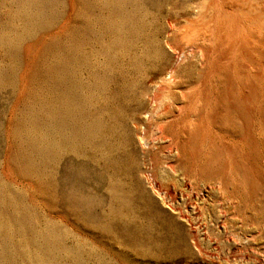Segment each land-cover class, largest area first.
Instances as JSON below:
<instances>
[{
	"label": "rangeland",
	"instance_id": "374dc122",
	"mask_svg": "<svg viewBox=\"0 0 264 264\" xmlns=\"http://www.w3.org/2000/svg\"><path fill=\"white\" fill-rule=\"evenodd\" d=\"M223 1L0 0V264H264V0Z\"/></svg>",
	"mask_w": 264,
	"mask_h": 264
},
{
	"label": "bare ground",
	"instance_id": "6f19581e",
	"mask_svg": "<svg viewBox=\"0 0 264 264\" xmlns=\"http://www.w3.org/2000/svg\"><path fill=\"white\" fill-rule=\"evenodd\" d=\"M222 1H223V0H221V2H222ZM224 1H225V0H224ZM224 1H223V3H224ZM211 2H212V1H211ZM238 2H239V1H238ZM240 2H241V0H240ZM216 3H217V2H216ZM216 5H217V4H216ZM220 5H221V4H220ZM238 5H239V4H238ZM240 5H241V4H240ZM210 6H211V5H210ZM223 6H224V5H223ZM246 6H248V5H246ZM217 7H218V8H216L215 6H213V9H216V12H217V9H218L219 11H221V9H219V6H217ZM237 7H238V6H236V8H237ZM239 7H240V6H239ZM242 7H243V6H242ZM207 8H208V7H207ZM222 8H223V7H222ZM243 8H245V6H244ZM248 8H249V7H248ZM199 9H200V8H199ZM208 9H209V8H208ZM211 9H212V6H211ZM211 9H210V10H211ZM206 10H207V9H206ZM233 10H234V9H233ZM239 10H240V8H239ZM247 10H248V9H247ZM253 10H254V9H253ZM203 11H204V10H203ZM214 11H215V10H213V12H214ZM219 11H218V12H219ZM223 11H224V12H226V11H231V9H230V10H226V9H225V10H222L221 13H222ZM237 11H238V9L235 10V12H237ZM239 12H241V11H238V12H237V13H238V16H237V17H240V18H241V16H239V15H241ZM243 12H244V11H243ZM201 13H202V12H201ZM226 13H228V12H226ZM231 13H232V11H231L230 13H228V14H229V15H233V14H234V13H233V14H231ZM241 13H242V12H241ZM244 13H245V12H244ZM206 14H207V13H206ZM217 14H218V13H217ZM217 14H215V15H217ZM247 14H249V13H247ZM247 14H246V15H247ZM253 14H254V13H253ZM213 15H214V14H213ZM219 15H222V14L219 13ZM223 15L226 16L225 14H223ZM229 15H228V18H230ZM235 15H236V14H234V16H235ZM249 15H250V14H249ZM249 15H247V16H249ZM256 15H257V14H255V16H256ZM258 15H259V13H258ZM243 16H244V15H243ZM243 16H242V17H243ZM252 16H253V15L251 14V17H252ZM202 17H203V16H202ZM231 17H232V16H231ZM245 17H246V16H244V18H245ZM215 18H216V17H215ZM221 18H223V17L221 16ZM225 18H226V19H225ZM225 18H224L223 20H229V19H227V16H226ZM240 18H237V19L240 20ZM244 18H243V19H244ZM248 18H249V17H248ZM255 18H257V17H255ZM202 19H203V18H202ZM209 19H210V18H209ZM235 19H236V17H235ZM237 19H236V22H237ZM243 19H242V23H243ZM245 19L247 20V18H245ZM245 19H244V20H245ZM263 19H264V18H263ZM263 19H262V20H263ZM200 20H201V19H200ZM210 20H212V19H210ZM210 20H209V21H210ZM253 20L255 21V19H253ZM253 20H252V21H253ZM262 20H261V21H262ZM261 21H260V22H261ZM189 22H190V21H189ZM245 22H246V21H245ZM247 22H248V21H247ZM260 22H259V23H260ZM191 23H194V22H191ZM225 23H228V22H225ZM225 23H224V24H225ZM239 23H240V21H239ZM257 23H258V22H257ZM259 23H258V24H259ZM202 24H203V23H202ZM204 24H205V23H204ZM231 24H232V23H231ZM231 24H230V25H231ZM233 24L236 25L235 22H234ZM233 24H232L231 26H230V25H229V26L232 27ZM253 24H254V27H255L256 23L253 22ZM225 25H226V24H225ZM235 25H234V26H235ZM237 25H238V23H237ZM239 25H242V24H239ZM243 25H244V24H243ZM245 25H246V24H245ZM245 25H244V27H245ZM247 25H248V24H247ZM251 25H252V22H251ZM259 25H261V24H259ZM197 26H199V24H198ZM212 26H213V25H212ZM215 26H216V25H215ZM226 26H227V25H226ZM234 26H233V29H235V30H236V27L239 28L238 26H235V27H234ZM247 27H249V26H247ZM251 27H252V26H251ZM197 28H198V27H197ZM242 28H243V27L240 26V31H237V30H239V29H237V30L235 31V33L232 35V38L237 39V40H241V39H238V38L242 37L241 35H247V34H245L246 32H245L244 30H242ZM245 28H246V27H245ZM259 28H261V27H259ZM192 29H194V28H192ZM211 29H213V28H211ZM225 29H228V27H226ZM230 29H231V28H230ZM256 29H257V28H256ZM263 29H264V28H263ZM231 30H232V29H231ZM246 30H247V29H246ZM253 30H254V29H253ZM260 30H261V29H260ZM260 30H257V31H260ZM213 31H214V29H213ZM213 31H211V32L213 33ZM233 31H234V30H233ZM211 32H209V33H211ZM221 32H222V31H221ZM231 32H232V31H231ZM231 32H230V33H231ZM228 33H229V31L227 32L226 35H228ZM232 33H233V32H232ZM257 33H258V32H257ZM198 34H200V33H198ZM198 34H197V35H198ZM205 34H206V33H205ZM205 34H204V35H205ZM230 35H231V34H230ZM230 35H229V37H230ZM258 35H259V34H258ZM207 36H208V35H207ZM238 36H239V37H238ZM247 36H248V35H247ZM210 37H214V36L211 35ZM201 38H202V37H201ZM208 38H209V37H208ZM220 38H221V37H220ZM226 38H228V37H226ZM230 38H231V37H230ZM232 38H231V39H232ZM224 39H225V38H224ZM249 39H250V37H249ZM249 39H248V38L246 39L245 36H244V39H242L243 42L241 41V43H242V44H243V43H246V44H247ZM203 40H205V39H203ZM207 40H208V39H207ZM209 40H210V39H209ZM228 40L231 41L230 39H228ZM211 41H212V39L210 40V42H211ZM219 41H220V40H219ZM235 41H236V40H234V43H235ZM204 42H206V41H204ZM212 42H213V41H212ZM212 42H211V43H212ZM231 42H232V45H234V44H233V41H231ZM227 43H228V42H227ZM227 43H226V44H227ZM236 43H237V42H236ZM239 43H240V42H239ZM239 43H238V44H239ZM255 44H256V43H255ZM224 45H225V44H224ZM235 45H236V44H235ZM237 46H238V45H237ZM237 46H235V47H237ZM239 46H240V44H239ZM244 46H245V45H243V47H244ZM246 47H247V46H246ZM232 48H234V47H231V48L229 47V49H232ZM240 48H242V47H240ZM199 50H201V48H200ZM213 50H214V49H213ZM232 50H233V49H232ZM201 51H202V50H201ZM218 51H219V50H218ZM218 51H217V52H218ZM220 51H221V50H220ZM234 51H235V50H234ZM212 52H213V51H212ZM227 52H228V54L230 53V51H227ZM237 52H238V51H237ZM200 53H201V52H200ZM210 53H211V52H210ZM210 53H209V54H210ZM214 53H215V52H214ZM217 54H218V53H216V55H217ZM231 54H232V52H231ZM209 56H210V55H209ZM229 56H230V55H229ZM229 56H227V57H229ZM235 56H236V55H235ZM182 57H183V56H182ZM202 57H203V56H202ZM230 57H231V56H230ZM233 58H234V57H233ZM208 59H209V58H208ZM227 59H228V58H227ZM231 60H232V59H231ZM234 61H235V60H234ZM223 62H224V61H223ZM228 63H229V62H228ZM166 89H167V88H166ZM159 91H160V90H159ZM169 115H170V114H169ZM169 115H168V116H169ZM172 115H173V114H172ZM177 115H178V114H177ZM176 123H177V122H176ZM153 128H154V127H153ZM160 136H161V135H160ZM170 138H171V137H170ZM153 145H154V144H153ZM153 145H152V146H153ZM173 147H174V146H173ZM175 147H176V146H175ZM175 165H176V164H175ZM173 166H174V165H173ZM116 189H117V188H116ZM240 198H241V197H238L236 194H230V195H228L227 197H225V199H224V201H223L222 203H224L225 201H227L228 203H232V204L234 205V208H235V209H238V213H235L236 216H237L238 218H240L241 221L244 220V222H246L247 224H249V219H250V218H248V217L246 218V216H247V215H246V216H245L246 220H245V219L243 218V216L240 215V211H241V213H243V211H244L243 209L245 208V207H244V208L241 209V207L238 206V205L241 203V199H240ZM225 203H226V202H225ZM229 209H231V208H229ZM235 209H234V210H235ZM226 210H227V209H226ZM226 210L224 209V212H227ZM234 210H233V211H234ZM229 211H230V210H229ZM229 211H228V212H229ZM228 212H227L226 214H229ZM246 213H247V212H246ZM233 215H234V214H233ZM233 215H232V217H233ZM243 215H245V214L243 213ZM229 216H231V215H229ZM236 216H235V217H236ZM235 217H233V218H235ZM251 222H252V221H250V223H251ZM253 222H254V221H253ZM253 222H252V223H253ZM242 224H243V223H242ZM254 224H255V222H254ZM244 225H245V224H244ZM247 226H251V225H247ZM252 226H254V225H252ZM233 232H234V231H233ZM231 233H232V232H231ZM236 234H237V233H236ZM236 234H235V235H236ZM230 235H231V234H230ZM239 235H240V234H239ZM233 236H234V235H233ZM233 236H232V237H233ZM237 236H238V235H236L235 237H237ZM196 237H198V236H196ZM238 237H239V236H238ZM194 238H195V236H194ZM239 238H241V236H240ZM231 240H235V239L231 238ZM240 240H242V238L239 239V241H240ZM197 242H198V241H197ZM235 242L237 243L238 241L236 240ZM240 242H241V241H240ZM198 244H199V243H198ZM245 244L247 245V242H245ZM197 246H198V245H197ZM244 247H245V246H244ZM246 249H247V248H246ZM244 250H245V249H244ZM239 251H241V250H239ZM242 251H243V250H242ZM246 251H249V250L247 249ZM242 255H243V254H242ZM247 255H248V254H247ZM259 255H260V254H259ZM240 260H241V258H240ZM256 260H257V259H256ZM237 261H238V260H237Z\"/></svg>",
	"mask_w": 264,
	"mask_h": 264
}]
</instances>
